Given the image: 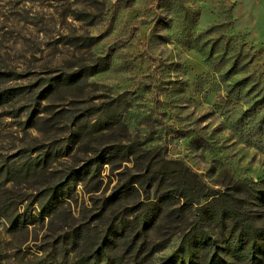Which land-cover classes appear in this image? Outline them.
<instances>
[{
	"label": "rangeland",
	"instance_id": "obj_1",
	"mask_svg": "<svg viewBox=\"0 0 264 264\" xmlns=\"http://www.w3.org/2000/svg\"><path fill=\"white\" fill-rule=\"evenodd\" d=\"M236 51L244 57L233 60ZM101 60L106 68L80 76L66 94L39 97L52 75ZM0 88L10 93L0 98V264H72L101 241L111 216L124 225L110 251L120 264L142 259L149 239L152 247L168 242L143 264L200 233L193 207L171 193L185 192L173 177L181 168L161 153L225 193L214 208L248 214L253 228L244 236L264 241V0H0ZM134 139L156 149L147 191L106 199L130 179L151 180L139 177L140 158L112 171L104 163L97 191L89 190L94 176L76 180L74 168L101 145ZM69 174L68 197L42 209ZM146 195L157 204L139 205ZM138 206L158 213L148 231L124 218ZM17 212L32 219L12 228ZM244 256L237 252L235 264H264V246Z\"/></svg>",
	"mask_w": 264,
	"mask_h": 264
},
{
	"label": "trees",
	"instance_id": "obj_2",
	"mask_svg": "<svg viewBox=\"0 0 264 264\" xmlns=\"http://www.w3.org/2000/svg\"><path fill=\"white\" fill-rule=\"evenodd\" d=\"M233 60H238L242 58L239 51L234 52ZM103 60V58H100ZM100 61L94 63V65H84L82 67L73 70L72 72L61 73L58 72L51 77H49L46 85L42 88L39 97L48 98L50 95H63L66 94L68 90H72L76 87L77 79L80 76H89L99 70H102L107 67L105 61ZM87 66V67H86ZM82 76V77H83ZM10 95L8 88H0V98H8ZM43 111V110H42ZM60 113V109H56L50 115L48 114L47 125H50L54 122V117ZM65 114V113H64ZM83 114H90L85 112ZM65 118L69 117V114L64 115ZM33 115L28 114V121L32 122ZM52 119V120H51ZM111 125V119L105 120L102 124L101 129L107 128ZM33 126V125H32ZM141 145V143H140ZM136 144V140H131L128 142H118L116 144V149L112 150L104 144L101 145V148L95 150L91 153L90 156L85 158L82 162L83 165L78 168H74L76 173V180L84 181V177L94 176L97 180L96 185L92 187L91 191H97L102 183L103 179L100 175L101 167L104 163L111 164L109 170L118 169L119 163L123 161H129L134 166V163L139 161L140 164L137 167V172L140 174L139 177H146L151 179L147 181L145 186L143 185L142 179H130L119 186V188L111 191L107 196V201H114L120 197V194L130 191V190H146L155 183V178L151 177L150 174L152 171L157 169L154 164L151 163L153 158L152 151H156L153 147L140 146ZM136 151L141 152L137 154ZM158 153V152H157ZM145 160V161H144ZM160 161L165 164L177 165L181 170H174L173 177L182 181L181 187L185 192H171L177 194L182 199L180 206H192L194 210L193 220L195 224L200 227L201 232L195 233V235L183 237L178 243L177 247L170 251L169 254L160 257L154 264H235V255L241 249H244L245 256L252 259L254 256V248H261L264 245V241H256L255 239L249 240L244 236V231L252 230V220L248 214L241 213L237 209H232L229 206L221 205L218 208H214L215 201L221 198H224L225 193L215 190L212 186L207 185L205 182L200 180L194 172L187 171L186 165L183 164L177 158L165 157L162 153L160 155ZM146 162L145 164H143ZM115 163V164H114ZM155 167V168H154ZM162 166H158L160 169ZM186 172H190L191 180L186 181ZM163 174L161 173V176ZM70 174L61 179L59 182L53 185L50 192L52 200L42 205V209H53L56 206L57 198L68 197V184ZM65 191V192H64ZM56 192V193H55ZM149 196H145L142 199L138 200L139 205H147L150 202L149 206L157 204L158 200H148ZM153 208L146 209L141 206L136 207L132 212H136V215L129 217L124 215V218L127 221L139 222V231H148L153 225V223L158 219V213L152 210ZM110 213L104 210L102 212V217H109ZM32 215L23 212H17L12 214L9 217L10 227H20L21 224L30 222ZM109 222L106 224V227L103 232L101 241L93 249L88 247L86 252L79 254L72 264H120L117 260H111V250L114 248L116 243H120L123 240V228L124 225L122 220H115L107 218ZM226 228V232L221 233V241L218 243V231L219 228ZM190 228H187L189 232ZM186 235V234H185ZM149 239V238H148ZM154 240V239H153ZM196 240V242H195ZM154 242V241H153ZM153 242L149 239V242H146L147 245H150V248L146 255L142 259H133L130 260L129 264H143L146 256H151L154 251L163 249L168 242V239L162 240L155 247ZM223 246V247H222ZM113 247V248H112ZM240 263V262H239Z\"/></svg>",
	"mask_w": 264,
	"mask_h": 264
}]
</instances>
